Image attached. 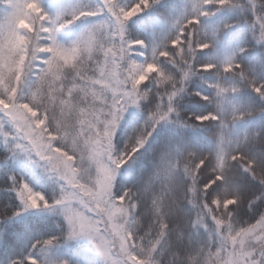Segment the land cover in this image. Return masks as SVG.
I'll return each instance as SVG.
<instances>
[{
	"label": "snow or ice",
	"instance_id": "snow-or-ice-1",
	"mask_svg": "<svg viewBox=\"0 0 264 264\" xmlns=\"http://www.w3.org/2000/svg\"><path fill=\"white\" fill-rule=\"evenodd\" d=\"M160 3L63 0L53 9L44 0H0V132L13 157L25 154L58 185L49 197L13 175L20 204L0 206V221L59 212L66 238L90 240L104 264H264V132H233L264 113V76L235 52L200 59L230 27L212 20L224 8L251 12L246 22L264 46V0H186L161 44L133 37L129 21ZM77 21L79 34L62 42ZM212 72L221 77L208 85L213 95L190 91L193 77ZM245 89L261 107L239 100ZM186 96L214 110L185 116ZM141 108L143 125L118 147L121 121ZM206 122H219L215 147L176 146L131 187L117 189L120 170L141 159L161 124L200 129ZM59 243L55 235L38 239L7 264H49Z\"/></svg>",
	"mask_w": 264,
	"mask_h": 264
},
{
	"label": "trees",
	"instance_id": "trees-1",
	"mask_svg": "<svg viewBox=\"0 0 264 264\" xmlns=\"http://www.w3.org/2000/svg\"><path fill=\"white\" fill-rule=\"evenodd\" d=\"M131 4L134 0H124ZM186 0H161L159 5L136 16L129 22L128 27L131 35L145 39L152 45H159L164 41L169 31L172 18L182 9ZM246 3V0H241ZM215 11V9H212ZM254 19L253 14L240 9L224 8L216 12L212 18L218 26L230 25L224 28L218 37L216 49L205 50L201 54L202 62H208L214 56L226 57L235 52L239 62L251 66L258 75L264 76V46L257 45L252 36V30L246 20ZM244 48L240 52L238 48ZM166 67H170L166 65ZM193 77L189 89L192 92L200 91L205 95H213V90L208 86L221 77L217 73H204ZM239 100L245 104H252L259 108L262 106L260 98L250 89L242 90ZM180 107L185 116L192 113L207 114L214 110V106L200 97H184L180 101ZM148 113L143 109L134 110L125 115L117 133L116 142L118 147L123 146L141 127ZM207 127L200 129H181L173 124H161L153 133L148 145L141 150L144 155L138 153L141 159L129 168L125 166L120 170L117 177V189L124 190L136 183L141 176L150 173L153 162L160 155L176 146L191 145L201 150L215 147L219 135V122H206ZM10 125L3 124L4 130H9ZM243 128L257 129L264 132V113L257 112L252 117L246 118L233 127V132ZM24 154L19 153L13 157L9 145L5 143V137L0 132V206L5 208L16 207L20 204L16 194L12 191L13 175L27 181L36 191L44 192L52 197L58 191V185L49 179L40 168L26 162ZM222 190V188L220 189ZM60 237V245L64 247L66 238V221L59 213H25L21 217L8 222L0 221V264H7L8 258L20 251H30L31 246L38 239H47L50 236ZM66 257L71 264H95L94 257L80 247L65 248Z\"/></svg>",
	"mask_w": 264,
	"mask_h": 264
},
{
	"label": "rangeland",
	"instance_id": "rangeland-1",
	"mask_svg": "<svg viewBox=\"0 0 264 264\" xmlns=\"http://www.w3.org/2000/svg\"><path fill=\"white\" fill-rule=\"evenodd\" d=\"M62 2H63V0H44L45 6L49 7V8H53V9L58 7ZM81 2L85 3V4H95L96 0H81ZM83 26H84L83 22L77 21L76 24H74L73 26H71L68 29H65L61 33V36H60L61 41L64 43H70L72 40H74L76 38V36L79 34V32L81 31ZM134 110L135 109L130 110L128 113H126V115L129 114L130 112L134 111ZM24 156H25L24 158H25L27 163L34 165L37 168H40L44 173L43 167L40 164L34 163L33 160H30L25 154H24ZM30 212L41 213V214L42 213H59V212H48V211L40 212L38 210H31ZM60 215H62V214H60ZM73 246L82 248L84 251H86L87 253L90 254V258H91V256L94 257L95 264H104L103 258L96 251L93 243L90 240H88L87 238L74 239V240H68L67 239V242H65L64 247L59 244L49 254V256H48L49 264H59V262L65 261V260L68 262V264H71V260L68 257H66L65 248H72Z\"/></svg>",
	"mask_w": 264,
	"mask_h": 264
}]
</instances>
